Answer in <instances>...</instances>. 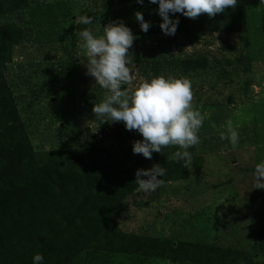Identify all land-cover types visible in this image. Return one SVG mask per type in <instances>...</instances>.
Listing matches in <instances>:
<instances>
[{"label":"rangeland","instance_id":"374dc122","mask_svg":"<svg viewBox=\"0 0 264 264\" xmlns=\"http://www.w3.org/2000/svg\"><path fill=\"white\" fill-rule=\"evenodd\" d=\"M115 1L33 0L20 13L0 18V24L14 21L25 29L6 66L7 80L37 152L95 146L116 169H149L178 149L154 152L151 159L133 154L132 142L142 139L138 132L95 117L92 109L106 90L86 74L87 56L75 34L84 28L102 34V27L114 21ZM243 1L246 34L145 36L129 50L134 84L148 79L146 60L163 53L176 58L202 55L226 69L222 75L213 67L174 74L191 81L193 105L206 114L201 143L189 149L192 164L179 168L175 181L150 193L137 190L123 201L125 211L118 221L122 232L213 241L248 251L252 246L264 248V189L254 188L255 166L264 162V3ZM81 15L91 17L92 23L76 24ZM70 17L72 24L65 28ZM229 122L239 133L235 149L220 139ZM198 157L203 159L200 168L194 165ZM86 255L78 264L91 263L94 255L82 257ZM95 259L93 264H175L103 252Z\"/></svg>","mask_w":264,"mask_h":264},{"label":"trees","instance_id":"16d2710c","mask_svg":"<svg viewBox=\"0 0 264 264\" xmlns=\"http://www.w3.org/2000/svg\"><path fill=\"white\" fill-rule=\"evenodd\" d=\"M32 1L0 0V18L20 13ZM137 11L151 25L147 32L135 19ZM112 13L114 21L131 29L134 43L145 36L165 35L159 26L158 3L116 0ZM170 18L179 19L175 34L184 37L200 33L241 35L248 30L243 0H237L234 9L211 18L202 14L191 19L180 13L170 14ZM66 21L72 22V18ZM24 30L14 21L0 24V264H33L37 253L43 256L42 264H78L81 258H88L82 257L86 253L94 255L89 258L93 264L101 252L175 264H264L262 245L248 251L221 247L213 241L122 232L118 221L125 211L123 201L138 190L136 170L114 168L95 146L37 152L6 75L14 49L25 37ZM261 31L264 33V14ZM146 61L148 79L177 77L176 73L185 76L211 67L222 75L226 69L220 61L202 55L176 58L163 53ZM202 161L198 157L194 165L200 168ZM183 163L163 160L160 165L166 174L158 178L164 184L175 181Z\"/></svg>","mask_w":264,"mask_h":264},{"label":"clouds","instance_id":"9594fccd","mask_svg":"<svg viewBox=\"0 0 264 264\" xmlns=\"http://www.w3.org/2000/svg\"><path fill=\"white\" fill-rule=\"evenodd\" d=\"M136 2L142 4L143 0ZM150 3H158V14L162 18L159 26L166 35H174L179 24V19H171L170 14L180 13L191 19L207 14L211 18L237 6V0H150ZM135 19L142 31L149 30L151 25L141 12L135 13ZM75 22L88 25L92 19L81 15ZM71 24L68 21L64 27ZM102 28L100 35L88 28L75 33L87 56L86 74L106 90L103 100L92 109L95 117L101 122L123 123L126 130L138 132L142 139L132 142L133 154L151 159L154 152L164 154V149L175 147L178 150L168 158L177 163L183 161V167L187 168L193 161L189 149L201 143L199 132L206 116L193 105L191 81L158 75L134 84L129 50L136 37L122 21L109 22ZM220 139L228 140L233 149L238 145L239 133L231 122L220 132ZM165 174L166 170L159 164L149 169H137L135 183L138 190L154 192L164 184L158 177ZM254 188L264 189V162L255 166ZM42 261L41 254L34 255L33 264H42Z\"/></svg>","mask_w":264,"mask_h":264}]
</instances>
